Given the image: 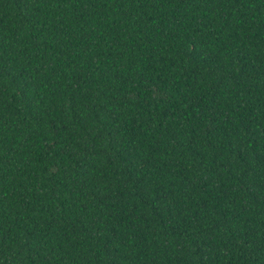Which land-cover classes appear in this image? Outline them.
<instances>
[{"label":"trees","instance_id":"obj_1","mask_svg":"<svg viewBox=\"0 0 264 264\" xmlns=\"http://www.w3.org/2000/svg\"><path fill=\"white\" fill-rule=\"evenodd\" d=\"M0 264H264V0H0Z\"/></svg>","mask_w":264,"mask_h":264}]
</instances>
